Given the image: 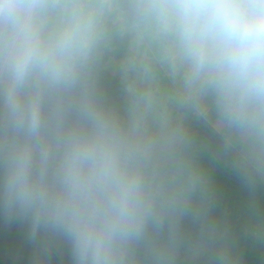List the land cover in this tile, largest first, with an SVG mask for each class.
Segmentation results:
<instances>
[{
	"label": "clouds",
	"instance_id": "obj_1",
	"mask_svg": "<svg viewBox=\"0 0 264 264\" xmlns=\"http://www.w3.org/2000/svg\"><path fill=\"white\" fill-rule=\"evenodd\" d=\"M209 156L264 241V0H0V229L29 264H242Z\"/></svg>",
	"mask_w": 264,
	"mask_h": 264
},
{
	"label": "trees",
	"instance_id": "obj_2",
	"mask_svg": "<svg viewBox=\"0 0 264 264\" xmlns=\"http://www.w3.org/2000/svg\"><path fill=\"white\" fill-rule=\"evenodd\" d=\"M106 84L115 89L116 83L109 76ZM204 163L209 169L216 188L215 214L226 220L236 238V250L242 258V264H264V241H257L246 231L251 215L252 196L240 179L223 163L205 157ZM257 196L260 200V212L264 215V188ZM23 253L21 264H29L30 249L24 244L23 233L16 228L11 231L0 229V264H12L11 256ZM53 264H61L54 260ZM67 264V260L63 262Z\"/></svg>",
	"mask_w": 264,
	"mask_h": 264
}]
</instances>
